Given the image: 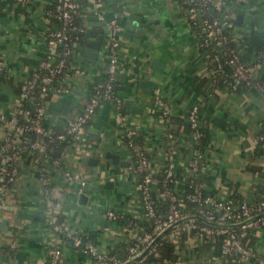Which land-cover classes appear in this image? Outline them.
<instances>
[{
	"label": "crops",
	"instance_id": "crops-1",
	"mask_svg": "<svg viewBox=\"0 0 264 264\" xmlns=\"http://www.w3.org/2000/svg\"><path fill=\"white\" fill-rule=\"evenodd\" d=\"M80 1V23L86 28L69 58L64 80L69 92L50 95L44 109V124L58 131L79 109L81 100L93 83L103 75L107 59L105 22L94 62L83 55L82 47L90 40L85 15L94 11L93 0ZM52 0H0V107L6 108L15 98L23 80L36 68L47 46L45 31L53 25L47 16ZM98 19L104 12L120 22L116 93L133 100L139 112L126 110L125 123L132 127L148 157L151 169L157 171L165 160H173L179 194L187 176L191 149L189 136L179 120L188 123L189 106L197 103V122L208 142L202 151V185L211 198L246 197L264 199V147L256 136L264 130V0H213L214 10L230 8L231 35L241 59L253 70L261 89L254 87L230 91L213 79L211 67L196 47L195 34L177 0H101ZM95 12V11H94ZM96 13V12H95ZM240 15L238 22L236 16ZM128 24V27H125ZM152 77H154L152 79ZM147 80L155 87L137 84ZM215 80V81H214ZM148 89H151L148 92ZM154 96L166 100L171 118L158 120ZM75 104L56 107L59 98ZM100 107V106H99ZM94 117L86 124L87 140L70 141L62 150L63 166L77 171L85 179L83 185L65 179L51 163L34 164L30 155L23 156L0 204V264H45L53 245H58L63 264H91V258L75 248L63 232L78 235L98 249L108 250L123 237L120 218L109 219L104 213L139 215L138 173L132 169V157L123 145L121 127L115 110H108L107 119ZM95 129V133L91 132ZM167 133L170 136H167ZM100 136L99 141L91 135ZM186 134V135H185ZM0 135L2 128L0 126ZM166 140H174L165 150ZM87 146H83V143ZM86 144V145H87ZM106 149L116 150L127 166L113 164L103 156ZM192 150V149H191ZM193 153V150H192ZM95 157L97 161H88ZM38 167L44 169L48 188L53 191L62 231L54 230L46 220L44 189L38 181ZM158 196L157 189H152ZM85 196L83 203L78 193ZM229 200V199H228ZM41 211L43 218L20 217L17 210ZM252 247L264 259V229L256 228ZM174 260L151 264H258L255 260L218 254L211 238L195 234L175 241Z\"/></svg>",
	"mask_w": 264,
	"mask_h": 264
},
{
	"label": "built area",
	"instance_id": "built-area-1",
	"mask_svg": "<svg viewBox=\"0 0 264 264\" xmlns=\"http://www.w3.org/2000/svg\"><path fill=\"white\" fill-rule=\"evenodd\" d=\"M101 0H93L99 6ZM185 6H181L183 12L190 14L188 21L192 27L196 47L203 56L209 57L212 64L213 79H218L230 91L240 88L254 87L261 89V83L255 78L253 70L245 63L235 43L229 44L231 35V13L230 8L221 12L214 10L213 0H182ZM79 0H52L51 9L47 11L49 20L53 25L47 27L45 34L47 46L36 68L23 80L19 93L6 108L0 107V204L3 203L6 190L10 187L17 163L25 155H30L34 164L41 161L51 163L57 167L62 176L67 180H73L79 185L85 183V179L75 170H69L60 166V157H53L46 152V142L52 139L87 140L84 139L83 131L86 124L94 117L97 109L104 101L115 103L116 119L121 127L123 145L131 154L132 169L138 173L137 182L139 207L141 212L152 215L151 191L153 189L152 169L146 158L145 150L141 143L136 140L132 127L125 123V115L119 111L122 106V98L116 93L114 83L118 68V49L120 46V22L118 18H111L106 24L107 33V59L104 64V72L101 78L95 81L81 100L79 109L73 117L58 131L44 124V109L50 95H62L69 92L70 87L65 83L64 74L67 71L69 58L73 49L84 39L86 28L82 23L75 20V13L80 10ZM96 6V13L98 7ZM214 11V12H213ZM99 16V15H98ZM201 48V49H200ZM264 52V48L262 50ZM3 63L0 59V75L3 74ZM215 81V80H214ZM28 101L24 105L23 101ZM153 102L158 110L157 118L163 123L167 122L171 115V108L166 100L160 96H154ZM197 103L189 106L186 118L190 127L193 128L192 135L197 137ZM169 137L170 134L167 133ZM256 141L264 147V130L257 134ZM189 140V144L191 145ZM171 150L174 140H166ZM83 143V146H87ZM202 157V152L195 156L193 153L187 162V167L195 169L196 159ZM63 165V164H62ZM174 162L168 160L164 166L165 177L170 180L171 188L160 190L158 196L169 195L172 200L179 201L177 192L173 189L176 182L174 176ZM38 181L44 189L46 220L56 231H62V224L56 221L57 202L53 191L48 188V180L44 169L38 167ZM190 181V180H189ZM201 184H194L193 194L186 197L197 201L196 213L208 224L198 226L205 235H218L219 252L224 256L238 253L244 259L255 260L258 264H264V259L259 258L256 250L246 245L243 237L249 229L262 228L264 224V199L254 200L239 197L235 202L225 198H211L209 195L201 194ZM104 215L109 219H116L117 214L112 210L105 211ZM183 221L185 227H196L194 223L181 210L179 206L172 203L164 217L154 221L151 232L142 236L136 235V226L131 221L126 224L130 226L129 235L134 236L136 241L129 246V257L132 258L149 247L160 231L176 222ZM71 244L91 258V264H120L116 256L109 254L108 250L98 249L92 242L82 240L78 235L68 231L63 232ZM142 254V253H141ZM140 254V255H141ZM45 264H63L61 262V251L58 245H53Z\"/></svg>",
	"mask_w": 264,
	"mask_h": 264
},
{
	"label": "trees",
	"instance_id": "trees-1",
	"mask_svg": "<svg viewBox=\"0 0 264 264\" xmlns=\"http://www.w3.org/2000/svg\"><path fill=\"white\" fill-rule=\"evenodd\" d=\"M177 2L183 7L185 4L182 2V0H177ZM51 5L49 7V10L51 9ZM80 10H78L75 13V20L80 23ZM214 12V11H213ZM187 16V21H190L191 16L188 13H185ZM51 23L53 24L54 21L51 20ZM83 39L80 40V43H82ZM229 44H233V38L232 35L229 37ZM201 49V48H200ZM206 53V52H205ZM203 51L205 60L209 63V67L212 69V64L209 62V57L206 55ZM19 93V90L17 91V94ZM24 105H28V101H23ZM119 111L121 113H124V108L121 106L119 108ZM158 115V112L156 113ZM171 118V115L169 116V121ZM179 122L182 124L183 131L189 136H191V149L193 150V156H195L198 152H202L204 147L206 146L208 140L206 136L204 135V132L200 130L198 127V136L194 137L192 135L193 128L190 127L189 123H185L184 120H179ZM185 134V135H186ZM72 140L69 138L64 139H52L46 142V152L50 153L53 157H60L61 152L63 148ZM168 144H165V150L169 151ZM146 158L148 159L147 155ZM163 161L160 168L152 173L153 177V184L152 186L160 190H165L168 188H171L172 184L170 183V180L165 177L164 172V166L166 162ZM203 155L202 157H199L196 159L195 162V169L191 170L188 168L187 170V176L186 179L183 182L182 189L179 196V201L172 200L169 195H163V196H156L154 195L153 191H151V207L153 210L152 215H147L145 212H140L139 215H131V214H123L118 215L117 218H120L122 221V228H123V237L116 240L112 246L108 249V253L116 256V258L120 261V264H151L153 262L158 261H164V260H174L176 258V253L174 251V244L175 241H180L183 239L186 235L195 234L200 237H203L204 239H207L208 237L212 239V242L215 245V250L219 254V241L220 237L218 235H212L207 236L205 235L201 230L198 229V226L205 225V226H212V224H208L201 216H199L196 212L197 209V201L195 199H191L186 197L187 194H193V186L194 184H201L202 183V168H203ZM59 165L62 167V162L59 163ZM190 180V181H189ZM139 181V176H138ZM201 194H207L204 187L200 186ZM239 197L234 196L231 198H228L231 202H235ZM172 203H175L176 206H179L183 213L186 214L188 219H190V222L194 223L196 227H185L182 225L183 221L176 222L172 227L165 230L163 233L156 235L150 248H153L152 251H149V247L142 252L141 255L135 256L132 258L129 257V246L132 245L136 239L134 236H131L128 234L130 231V226L126 224L127 221H131V223H134L136 226L135 233L136 235L142 236L145 233L151 232L154 221L158 218H162L167 213L170 205ZM116 218V219H117ZM56 221L61 223V218L59 215L56 216ZM262 228L264 229V224L262 225ZM256 229H249L246 233V235L243 237V240L246 245L252 246L253 242L255 241ZM231 258H237L236 253H232L230 255ZM252 261V259H249Z\"/></svg>",
	"mask_w": 264,
	"mask_h": 264
},
{
	"label": "water",
	"instance_id": "water-1",
	"mask_svg": "<svg viewBox=\"0 0 264 264\" xmlns=\"http://www.w3.org/2000/svg\"><path fill=\"white\" fill-rule=\"evenodd\" d=\"M94 11L96 12V8L94 9ZM94 11H89L86 13L85 15V19L87 20V24L88 26H95L96 28H90V40L87 41L85 43V45L82 47V50H83V55L86 57V60L89 61V62H94L95 58H96V55H97V52H98V49L100 47V42L103 38V29L100 28L99 26L101 25V23L103 22H108L113 14L111 12H104L103 13V18L102 19H98V15L97 13H95ZM240 18V15L236 16V22H238ZM125 27L127 28L128 27V24H125ZM116 77H123V73L120 72V73H117L116 72ZM154 77H152L153 79ZM147 80H138L137 84L141 85V84H146L148 86H150V88L152 87H155L156 83L154 82L153 84H151L150 82H146ZM120 81L118 79H115V83H114V88L117 89V88H121V85H117L116 83H119ZM151 89H148V92H150ZM5 97V94L0 92V99L1 98H4ZM122 102H124L126 104V110L128 111H132V112H139L141 110V108L139 106H135L133 104V100L131 98H128V97H123L122 98ZM67 104H75V102H70L69 100L65 99V98H59L57 103H56V107H62V108H65V106ZM115 107V103L113 101H104L100 107H99V110H98V114H97V117L99 120L101 121H105L107 119V115H108V110L110 108H114ZM91 132L95 133V129L93 128V131L90 130ZM91 139H94L95 141H99L100 140V136H98L97 134L96 135H91L90 136ZM189 155L191 157L192 155V150L190 149L189 150ZM103 156L108 158L110 160L111 163L113 164H118V165H122V166H127L129 164V162L119 158V154L116 150H113V149H106L102 152ZM97 161V158L95 157H88V161ZM78 199L79 201H81L83 203L84 199H85V196L82 192H79L78 193ZM18 212V215L20 217H31L32 219L35 218V219H42L44 216L43 214L41 213V211H36V212H27L26 210L24 209H18L17 210ZM171 226H168L166 228H164L162 231H160L158 233L161 234L163 233L165 230L169 229ZM142 253V252H141ZM140 253V254H141ZM140 254L136 255V256H139ZM135 257V256H134Z\"/></svg>",
	"mask_w": 264,
	"mask_h": 264
}]
</instances>
